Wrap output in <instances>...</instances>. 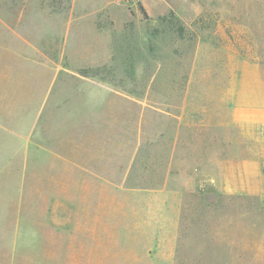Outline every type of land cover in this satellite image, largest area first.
Returning <instances> with one entry per match:
<instances>
[{
	"label": "rangeland",
	"instance_id": "rangeland-1",
	"mask_svg": "<svg viewBox=\"0 0 264 264\" xmlns=\"http://www.w3.org/2000/svg\"><path fill=\"white\" fill-rule=\"evenodd\" d=\"M263 12L0 0V229L93 237V264H264V179L215 126Z\"/></svg>",
	"mask_w": 264,
	"mask_h": 264
},
{
	"label": "crops",
	"instance_id": "crops-1",
	"mask_svg": "<svg viewBox=\"0 0 264 264\" xmlns=\"http://www.w3.org/2000/svg\"><path fill=\"white\" fill-rule=\"evenodd\" d=\"M247 37L245 54L233 58L226 106L215 126L239 131L255 171L264 179V12ZM0 264H93V237H13L0 229Z\"/></svg>",
	"mask_w": 264,
	"mask_h": 264
},
{
	"label": "trees",
	"instance_id": "trees-1",
	"mask_svg": "<svg viewBox=\"0 0 264 264\" xmlns=\"http://www.w3.org/2000/svg\"><path fill=\"white\" fill-rule=\"evenodd\" d=\"M182 30H183V28L180 26V27H179V31L182 32Z\"/></svg>",
	"mask_w": 264,
	"mask_h": 264
}]
</instances>
